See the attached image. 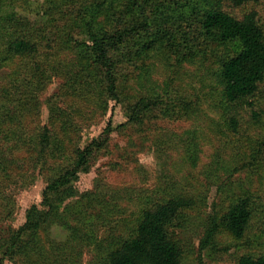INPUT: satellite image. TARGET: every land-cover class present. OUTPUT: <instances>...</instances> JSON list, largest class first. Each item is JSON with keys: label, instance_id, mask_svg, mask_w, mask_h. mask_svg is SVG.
<instances>
[{"label": "trees", "instance_id": "16d2710c", "mask_svg": "<svg viewBox=\"0 0 264 264\" xmlns=\"http://www.w3.org/2000/svg\"><path fill=\"white\" fill-rule=\"evenodd\" d=\"M260 1L0 0L1 218L12 220L15 213L8 187L30 170L45 179L40 202L26 209L20 226H8L0 236V264H79L83 247L91 243L96 251L91 264H180L182 249L173 229L193 206V199L182 194L154 197L138 192L135 197L142 202H137L134 223L123 218L121 235L106 245L98 239L97 229H112L110 217L123 209L120 197L113 193L108 198L100 189L80 192L75 181L107 150L114 127L108 122L99 136L84 143L77 105L88 110L95 104L99 110L91 112L98 114L106 112L110 100L121 102L128 117L122 125L136 131L146 129L156 115L189 114L190 102L165 101L157 92L136 94L129 102L123 98L131 94L123 79L140 81L145 61L158 50L166 56L172 51L180 61L194 55L175 52L184 44L178 45L172 33L175 24L190 20L188 27L212 44H234V54L220 61L217 77L236 132L239 109L252 108V117H259L252 99L264 82V25L256 7ZM236 7L244 11L236 15L230 10ZM130 59L143 60L140 74L123 77V63ZM53 79L61 83L48 98V121L41 124L39 97ZM252 217L249 197L234 200L209 216L201 248L220 234L243 237ZM54 229L65 236L58 239ZM239 264H264V254L241 256Z\"/></svg>", "mask_w": 264, "mask_h": 264}, {"label": "rangeland", "instance_id": "374dc122", "mask_svg": "<svg viewBox=\"0 0 264 264\" xmlns=\"http://www.w3.org/2000/svg\"><path fill=\"white\" fill-rule=\"evenodd\" d=\"M257 6L264 25V0ZM230 10L240 15L244 8ZM189 25L190 20H182L172 28L178 45L184 44L182 48L176 47L175 52L182 50L188 55L189 51L194 52L188 60L180 61L174 52L166 56L158 50L145 61L148 66L143 69L140 81L133 75L140 74L139 65L143 60L130 59L122 67L123 77L128 73L134 77L128 81L123 79L126 91L131 93L123 98L128 97L132 102L136 94L151 96L157 92L165 101L187 100L190 113L178 118L156 115L144 125L146 129L136 131L130 124L122 125L128 117L121 102L110 100L106 112L98 114L94 112L99 110L95 104L88 110L84 104L77 105L84 121V143L99 136L108 122L114 129L109 135L107 150L98 153L89 171L79 175L75 186L80 192L106 191L108 198L113 193L119 195L123 209L110 217L112 229L101 226L96 232L105 245L123 233V218L134 223L139 213L137 202L141 201L135 197L138 192L154 197L182 194L193 199V206L184 211V218L173 229L182 249L180 264H239L241 256L264 254V82L252 99L259 117H252V108L239 109L238 127L234 132L217 77L220 61L234 54V44H212ZM187 37L189 40H182ZM3 72L0 71V76ZM60 83L53 79L39 97L41 124L48 121V98L58 92ZM44 185L40 172L30 170L16 185L7 188L6 193L14 198L16 208L13 219L9 220L1 218L0 207V236L8 226L17 228L24 222L26 209L40 202ZM244 196L250 198L253 208L244 236L220 234L215 242L201 248L209 216ZM55 236L62 239L65 233L60 231ZM95 253L92 243L83 247L79 264H91ZM5 264L21 263L6 261Z\"/></svg>", "mask_w": 264, "mask_h": 264}]
</instances>
